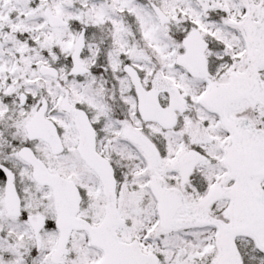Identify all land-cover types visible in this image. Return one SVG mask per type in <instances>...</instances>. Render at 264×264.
<instances>
[{"label":"snow or ice","instance_id":"snow-or-ice-1","mask_svg":"<svg viewBox=\"0 0 264 264\" xmlns=\"http://www.w3.org/2000/svg\"><path fill=\"white\" fill-rule=\"evenodd\" d=\"M0 264H264V0H0Z\"/></svg>","mask_w":264,"mask_h":264}]
</instances>
